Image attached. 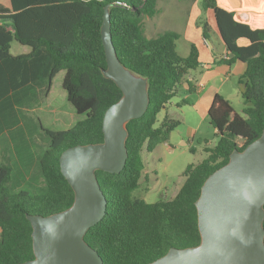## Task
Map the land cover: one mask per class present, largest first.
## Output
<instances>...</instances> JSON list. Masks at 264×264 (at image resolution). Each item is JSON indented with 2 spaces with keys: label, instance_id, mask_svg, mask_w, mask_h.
Instances as JSON below:
<instances>
[{
  "label": "trees",
  "instance_id": "trees-1",
  "mask_svg": "<svg viewBox=\"0 0 264 264\" xmlns=\"http://www.w3.org/2000/svg\"><path fill=\"white\" fill-rule=\"evenodd\" d=\"M157 1L9 0L6 5L0 0V100L29 81L45 80L49 89L50 81L65 70L67 98L83 115L68 129L45 130L49 145L40 158L45 191H14L12 165L8 160L0 164V264H20L35 258L33 226L27 215L46 216L73 205L75 191L61 171L60 156L72 146L104 142L106 110L123 96L116 82L104 74L105 7L117 54L126 67L147 79L150 101L141 117L127 123L128 158L124 169L120 173L96 171L108 205L104 218L89 228L85 239L102 256L104 264H148L171 247L200 244L196 201L205 180L229 162L235 149L243 151L264 130V29H253L237 20L234 12L220 7L217 0H198L202 12L213 11L228 50L219 62L247 63L240 79L244 106L237 111L230 101L216 94L209 118L217 129V143L206 146L208 155L200 163L186 167L185 180L173 198L148 202L132 197L145 177L143 154L152 153L170 140L179 121L166 117L156 125L158 115L179 94L189 71L200 65L195 44L187 56L178 53V32L166 30L155 37L145 34L142 19L155 14ZM201 21L203 35L209 38V23L204 18ZM241 38L249 43L241 45ZM14 40L30 46L32 51L14 56ZM189 85L190 92L195 91ZM4 101L0 110L10 109L11 98ZM183 102L193 103L191 99Z\"/></svg>",
  "mask_w": 264,
  "mask_h": 264
},
{
  "label": "water",
  "instance_id": "water-1",
  "mask_svg": "<svg viewBox=\"0 0 264 264\" xmlns=\"http://www.w3.org/2000/svg\"><path fill=\"white\" fill-rule=\"evenodd\" d=\"M102 40L106 77L123 92L103 120L104 142L79 144L63 151L61 171L75 191L66 210L28 214L33 226L35 258L20 264H104L85 239L89 228L106 215L108 200L97 170L120 173L127 162V123L141 117L150 97L148 82L120 60L105 7ZM230 53V56H233ZM201 242L171 247L148 264H264V130L243 151L235 149L224 166L205 180L196 201Z\"/></svg>",
  "mask_w": 264,
  "mask_h": 264
},
{
  "label": "rangeland",
  "instance_id": "rangeland-1",
  "mask_svg": "<svg viewBox=\"0 0 264 264\" xmlns=\"http://www.w3.org/2000/svg\"><path fill=\"white\" fill-rule=\"evenodd\" d=\"M1 1L6 5L9 4V0ZM193 1L158 0L157 13L151 17L145 15L142 19L145 34L148 37H155L166 30H173L182 34L183 37L186 24L194 18ZM17 44L19 45L18 41L14 40L12 53H15ZM189 45L190 43L184 38H180L177 41L178 53L186 54ZM64 75L65 70H62L53 78L52 89L47 100H41L38 104L36 100L28 104L30 108L22 109V119L26 124L24 136L18 133L20 129L15 133L9 131L0 136V164L7 163L3 155L6 153L13 167L11 185L14 191L24 189L33 194H39L46 190V183L42 176L40 163H38L49 145L45 130L68 129L83 117L77 113L67 98V91L63 87ZM177 96L173 99L176 100ZM243 105L242 102H235L234 108L240 111ZM174 108L178 110L177 107ZM158 118L160 119V116ZM212 128L211 123L204 122L202 133L208 137L209 142H201L196 137L190 140L188 138L190 127L179 120V124L170 134L168 145H162L164 143L158 145V154L150 158L151 177H144L140 181L139 187L132 192V197L142 198L148 202L173 198L185 180L186 167L189 164H198L207 157V143L210 144L213 140ZM172 133H174L173 140L171 139ZM183 137L188 141L187 143L182 142Z\"/></svg>",
  "mask_w": 264,
  "mask_h": 264
},
{
  "label": "crops",
  "instance_id": "crops-1",
  "mask_svg": "<svg viewBox=\"0 0 264 264\" xmlns=\"http://www.w3.org/2000/svg\"><path fill=\"white\" fill-rule=\"evenodd\" d=\"M192 3L194 5V8H192L194 11V18L186 24V29L183 33L184 36L182 37V34H180L179 39L184 38V40L190 43L188 52L182 56H187L190 53L192 44L197 46L200 65L189 71L184 83L180 87L177 99H172L168 105H165L158 115L160 119L158 118L156 124L160 125L166 117L178 121L181 120L190 127V133L188 135L190 140L195 137L197 139H208V137L202 133L203 124L204 122L210 123L209 108L216 94L222 95L230 101L233 106L235 102L244 103L242 98L244 85L241 83L240 79L247 69V63L241 60H237L232 64L219 62L220 59H223L226 54H228V50L218 31L214 13L212 10L202 13L198 0H194ZM217 3L220 7L234 12L237 20L249 24L253 29H264V0H217ZM157 11L158 1L155 14ZM201 18H204L209 23L210 33H212L209 38L203 35V27L200 23L203 21H201ZM18 43L19 45L17 44L15 47V53H12L13 42L11 45V53L14 56L25 55L32 51L30 46L21 44L20 42ZM239 43L241 45H246L249 41L245 38H241ZM189 82L194 87L195 91L190 92ZM52 83L53 79L50 81V88L48 89L45 80L39 82L29 81L26 85H19V87L12 89L6 96L1 97L0 104H6L4 101L5 98H11L12 107L8 110H0V136L9 131L15 133L19 129L20 131L18 133L20 135L24 134L26 124L22 119V109L30 108L28 104L36 100V104L40 103L41 100H47L52 89ZM184 99H191L193 103H184ZM174 107H177L178 110ZM179 111H181V113ZM176 116H178V118H176ZM212 133L213 140L210 141V144L207 143V146L214 145L218 141L217 129L213 127ZM173 135L174 133L171 135L172 140ZM182 139L183 143L188 142L184 137ZM162 145L167 146L168 144L164 143ZM158 147L154 152L148 155L145 153L143 154L146 163V178L151 177L149 167L150 158L156 157L158 154ZM3 155L5 160H9L6 153ZM38 163H40V160ZM26 177L30 178L28 176Z\"/></svg>",
  "mask_w": 264,
  "mask_h": 264
}]
</instances>
